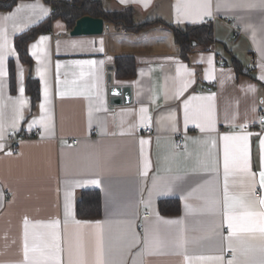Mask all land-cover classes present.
I'll return each mask as SVG.
<instances>
[{
    "label": "crops",
    "instance_id": "crops-1",
    "mask_svg": "<svg viewBox=\"0 0 264 264\" xmlns=\"http://www.w3.org/2000/svg\"><path fill=\"white\" fill-rule=\"evenodd\" d=\"M97 1L106 14L130 8L134 25L159 24L135 33L108 21L101 35L72 37L53 21L50 33L28 43L40 88L34 108L14 38L52 7L21 0L0 10V264H215L200 258L216 256L264 264L259 231L229 238L225 220L227 212L259 228L258 217H242L241 202L264 196V0ZM199 24H210L212 42L193 43L184 59L172 27ZM124 56L135 62L133 77L116 74ZM86 191L100 195L99 218L76 217ZM161 200L178 201V213L161 214Z\"/></svg>",
    "mask_w": 264,
    "mask_h": 264
},
{
    "label": "trees",
    "instance_id": "trees-1",
    "mask_svg": "<svg viewBox=\"0 0 264 264\" xmlns=\"http://www.w3.org/2000/svg\"><path fill=\"white\" fill-rule=\"evenodd\" d=\"M21 0H0V10H11ZM51 5L52 11L46 19L28 28L21 35L14 38L18 59L28 67L25 89L30 97V102L34 108L39 99V82L30 74L32 60L28 54V43L35 40L41 34L51 32L53 21L61 19L69 29L82 16L97 17L103 19L105 23L110 21L116 26L124 27L127 31L140 32L158 25V21H147L143 24L134 25L133 12L130 8H125L119 13H104L97 0H43ZM173 39L179 46L180 54L184 59H188V52L193 43H198L207 48L212 42L211 26L199 24L186 26L184 28L172 27ZM135 62L131 57H120L116 60L115 71L118 77H133L135 75ZM10 79L13 82L14 71L12 65L9 67ZM76 217L78 219H92L100 217L101 202L97 192L86 191L76 202ZM179 211L178 201L161 200L159 202V212L164 215L177 214Z\"/></svg>",
    "mask_w": 264,
    "mask_h": 264
},
{
    "label": "snow or ice",
    "instance_id": "snow-or-ice-1",
    "mask_svg": "<svg viewBox=\"0 0 264 264\" xmlns=\"http://www.w3.org/2000/svg\"><path fill=\"white\" fill-rule=\"evenodd\" d=\"M122 2H123V0H122ZM203 7L206 10V14H210V11H209L210 5L205 3V5H203ZM9 18H10L9 16L4 17L5 20H7ZM43 39L44 38L42 37L41 40H43ZM2 61H3V56H0V64H2ZM89 63H92V62H89ZM57 67L59 68V65H57ZM3 75H4L3 68L0 67V76H3ZM208 99H211V97H209ZM43 108H44V105L42 104L41 109L43 110ZM186 119H187V116H186ZM261 123L264 124V120H262ZM202 131H203V129H202ZM0 138H2V137H0ZM223 139L225 141H230V140H234V139L246 140V137L237 138V137L225 136V137H223ZM141 143L143 144L144 142L141 141ZM261 152H262L261 162H262V167H264V140L261 141ZM229 163H230L229 154L226 150L225 159H224L225 190H226L225 201L228 200V196H227V174L229 171ZM142 174H144V173H142ZM259 175H260L261 188H264V171H261ZM88 183L95 185V186L101 185V182L98 179H91L88 181ZM257 203L259 204L260 209H261L258 212L253 210L255 208V206L257 205ZM241 206L243 208H245V211L242 213V217L248 218L249 221H251L252 218H256V217L259 218V228L256 229V228L250 227V226L246 227L243 225H239L235 222L237 220V217H229L227 212H226L225 213V220L227 221L228 228L230 230L229 231V238H231V236L235 235L237 231H253L254 232L257 230L259 231L261 237L264 238V196H262L258 201L252 200L249 198L246 203L241 202ZM69 207H70V205H69ZM166 223H171V222H166ZM24 224H25V228L27 229L28 221L25 220ZM53 226H55V222H54ZM137 242H139L138 238H137ZM33 251H35V249H33ZM233 251H235V250L233 249ZM23 254H24V261L28 262L29 261V245H28V241H27V231H25V242H24V246H23ZM53 259H54V256H53ZM186 259H187V257H186ZM200 259H209V260L215 261V264H224L223 256L208 257V258L201 257ZM227 264H234V261L229 260L227 262Z\"/></svg>",
    "mask_w": 264,
    "mask_h": 264
},
{
    "label": "water",
    "instance_id": "water-1",
    "mask_svg": "<svg viewBox=\"0 0 264 264\" xmlns=\"http://www.w3.org/2000/svg\"><path fill=\"white\" fill-rule=\"evenodd\" d=\"M105 29L106 28L104 27L103 19L97 17L82 16L75 22L74 26L69 32V35L72 37L98 36L103 34ZM119 91V89L111 90L113 95L118 94Z\"/></svg>",
    "mask_w": 264,
    "mask_h": 264
},
{
    "label": "built area",
    "instance_id": "built-area-1",
    "mask_svg": "<svg viewBox=\"0 0 264 264\" xmlns=\"http://www.w3.org/2000/svg\"><path fill=\"white\" fill-rule=\"evenodd\" d=\"M124 30V29H123ZM239 27H237V26H235V25H233V36H232V38H235L238 34H239ZM63 37H65V35H63V34H59V35H57L56 36V38H63ZM218 62H222V59L221 58H219L218 60H217ZM248 68L249 69H251V66H248ZM260 118H261V120L264 118V114H263V112L262 111H260ZM150 132V130H146V133H149ZM39 135V132L38 131H34L33 133H31L30 134V136H28V135H17V137H13V136H11L10 138H9V141L12 143V144H16L17 142H19V141H21V140H24L25 138H35V137H37ZM176 142H175V145H176V147H182L183 145H184V141H183V137H182V135H178L177 137H176V140H175ZM76 144H77V141L76 140H74V141H71V145H74V146H76ZM149 215H148V213L147 212H144L143 213V218L144 217H148Z\"/></svg>",
    "mask_w": 264,
    "mask_h": 264
}]
</instances>
